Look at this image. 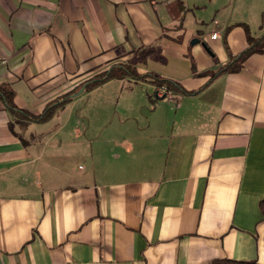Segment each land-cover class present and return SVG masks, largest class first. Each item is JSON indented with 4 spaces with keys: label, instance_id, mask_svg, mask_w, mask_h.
<instances>
[{
    "label": "crops",
    "instance_id": "crops-1",
    "mask_svg": "<svg viewBox=\"0 0 264 264\" xmlns=\"http://www.w3.org/2000/svg\"><path fill=\"white\" fill-rule=\"evenodd\" d=\"M180 2L0 0L17 108L38 114L119 63L195 91L125 74L46 120L0 97V264H264V52L209 80L262 34L264 0Z\"/></svg>",
    "mask_w": 264,
    "mask_h": 264
},
{
    "label": "trees",
    "instance_id": "trees-1",
    "mask_svg": "<svg viewBox=\"0 0 264 264\" xmlns=\"http://www.w3.org/2000/svg\"><path fill=\"white\" fill-rule=\"evenodd\" d=\"M173 2H175L176 4L177 12L183 10V6L181 5L180 0H173ZM261 19H262V25L264 26V10L261 13ZM253 51L264 52V30L262 34L258 37L249 36L248 46L239 53L230 56V59L226 63H224L217 71H215L211 75L209 80H211L214 76H216L217 73L222 71H231V72L237 71L241 67L245 57ZM135 70H136L135 67L130 63L115 64L112 65L106 71L100 72L98 74L93 75L92 77H89L84 82H82V85L84 89H91L110 78L128 74V75H133L136 78H142V79L149 77L150 80L157 85H164L166 88L169 89L176 88L185 94L195 92V91H189L183 89L177 81L171 78L162 77L151 72L145 74H139ZM72 93L73 92L64 94L60 98H57L54 101L48 103L40 113L32 114L30 112L25 111L24 109L17 108V106L13 102L14 91L10 88L8 84L0 83V97L3 100L7 109L13 114H24L29 118L35 120H46L47 118H49L53 114V111L56 107H58L59 105L70 99V97L73 95ZM260 207L264 214V198L260 201ZM212 264H261V263L255 260H236L232 258H216L212 260Z\"/></svg>",
    "mask_w": 264,
    "mask_h": 264
},
{
    "label": "rangeland",
    "instance_id": "rangeland-1",
    "mask_svg": "<svg viewBox=\"0 0 264 264\" xmlns=\"http://www.w3.org/2000/svg\"><path fill=\"white\" fill-rule=\"evenodd\" d=\"M229 1V3H230V5H232L233 3H235V4H237V1L238 0H228ZM263 10H264V8H263ZM262 10V11H263ZM262 13V12H261ZM258 24H253L252 25V32H253V34H255V33H257L258 32ZM261 26H263L262 25V21H261ZM252 32H250V33H252ZM252 37H253V35H251ZM111 84H113V83H111ZM86 90H89V89H86ZM75 92H77V91H75ZM75 92H73L72 94V96L70 97V99L72 100V102L71 103H73V102H75V101H77V100H80V102H82V105L84 104V103H89V102H93L94 100H95V97L96 96H98V97H100V91H92V92H90V93H84V95H82L81 97H79L77 100H76V96H78V95H76V94H74ZM108 92H111V91H108ZM109 94V93H108ZM70 103V104H71ZM68 106H70V105H68ZM68 108V107H67ZM76 109V108H75Z\"/></svg>",
    "mask_w": 264,
    "mask_h": 264
},
{
    "label": "built area",
    "instance_id": "built-area-1",
    "mask_svg": "<svg viewBox=\"0 0 264 264\" xmlns=\"http://www.w3.org/2000/svg\"><path fill=\"white\" fill-rule=\"evenodd\" d=\"M218 35L217 31L212 32L211 37L215 38ZM156 95L159 97L174 98V94L169 92L164 86H159L155 91Z\"/></svg>",
    "mask_w": 264,
    "mask_h": 264
},
{
    "label": "water",
    "instance_id": "water-1",
    "mask_svg": "<svg viewBox=\"0 0 264 264\" xmlns=\"http://www.w3.org/2000/svg\"><path fill=\"white\" fill-rule=\"evenodd\" d=\"M193 42H199V39L194 38L193 40H191V43H193ZM201 44H202V46H203L207 51H210L209 47L207 46V44H206L204 41H201ZM82 90H83V86H81V88H80L77 92H75L74 94H78V93H80Z\"/></svg>",
    "mask_w": 264,
    "mask_h": 264
}]
</instances>
